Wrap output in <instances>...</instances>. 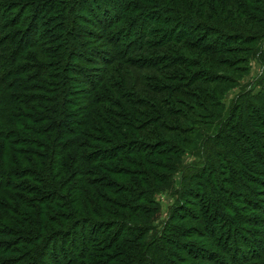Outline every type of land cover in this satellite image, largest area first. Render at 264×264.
Listing matches in <instances>:
<instances>
[{
  "label": "rangeland",
  "instance_id": "1",
  "mask_svg": "<svg viewBox=\"0 0 264 264\" xmlns=\"http://www.w3.org/2000/svg\"><path fill=\"white\" fill-rule=\"evenodd\" d=\"M0 264H264V0H0Z\"/></svg>",
  "mask_w": 264,
  "mask_h": 264
}]
</instances>
